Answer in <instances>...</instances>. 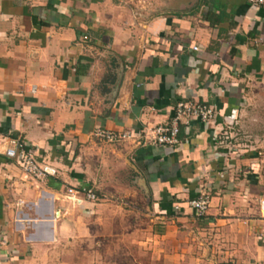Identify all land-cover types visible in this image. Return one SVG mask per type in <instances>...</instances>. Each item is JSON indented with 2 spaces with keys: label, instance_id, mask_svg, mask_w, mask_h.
Returning <instances> with one entry per match:
<instances>
[{
  "label": "crops",
  "instance_id": "obj_1",
  "mask_svg": "<svg viewBox=\"0 0 264 264\" xmlns=\"http://www.w3.org/2000/svg\"><path fill=\"white\" fill-rule=\"evenodd\" d=\"M135 1L0 0V264H264V7ZM180 102L216 122L147 144ZM13 140L58 175H27Z\"/></svg>",
  "mask_w": 264,
  "mask_h": 264
},
{
  "label": "built area",
  "instance_id": "obj_2",
  "mask_svg": "<svg viewBox=\"0 0 264 264\" xmlns=\"http://www.w3.org/2000/svg\"><path fill=\"white\" fill-rule=\"evenodd\" d=\"M254 7H264V0H248ZM198 51V48L194 49ZM217 112L208 105L192 102H180L177 104L173 117L168 124L159 125L145 134L147 144L157 146L163 149L176 148L181 143V131L183 125H188L193 120H200L203 123L216 122ZM95 137L110 143H121L131 140L127 133L117 134L106 130H98ZM12 148L8 149V157L21 162L23 171L35 180L44 181L51 177H56L58 171L37 161L29 147L21 140H13ZM67 199L82 204L84 201L96 202L98 195L85 188L69 187L66 190ZM190 207L196 212L197 216L203 218L209 212L211 206V197L203 194L189 203ZM260 210L264 213V199L260 201Z\"/></svg>",
  "mask_w": 264,
  "mask_h": 264
},
{
  "label": "rangeland",
  "instance_id": "obj_3",
  "mask_svg": "<svg viewBox=\"0 0 264 264\" xmlns=\"http://www.w3.org/2000/svg\"><path fill=\"white\" fill-rule=\"evenodd\" d=\"M134 2L132 3V5L135 7V5H137V2L135 1V0H133ZM245 141V140H244ZM239 142L240 143H243V142H241V140H239ZM236 145H238V144H236ZM245 145H240V148H244V149H246L247 147H244Z\"/></svg>",
  "mask_w": 264,
  "mask_h": 264
}]
</instances>
